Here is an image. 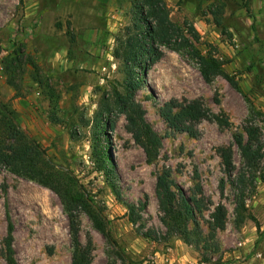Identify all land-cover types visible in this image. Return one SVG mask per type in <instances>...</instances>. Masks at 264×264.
<instances>
[{"label":"rangeland","instance_id":"obj_1","mask_svg":"<svg viewBox=\"0 0 264 264\" xmlns=\"http://www.w3.org/2000/svg\"><path fill=\"white\" fill-rule=\"evenodd\" d=\"M132 2L0 0V101L44 149L41 165L69 170L102 212L110 239L83 211L76 214L90 264H264V0H163L170 20L191 25L201 54L218 59L237 87L221 76L206 83L187 51L157 46L158 58L137 70L134 94L162 140L152 164L111 98L125 78L114 51L133 31ZM192 103L206 115L180 120V129L164 119L163 109L175 116ZM250 125L261 131L263 155L245 175L239 224L235 184L247 168L234 137L246 143ZM7 134L0 121V146L11 142ZM100 144L117 172V193L95 169ZM165 172L194 208L186 240L170 237L161 223L156 178ZM7 213L18 264H71L68 219L55 193L0 169V264Z\"/></svg>","mask_w":264,"mask_h":264},{"label":"trees","instance_id":"obj_2","mask_svg":"<svg viewBox=\"0 0 264 264\" xmlns=\"http://www.w3.org/2000/svg\"><path fill=\"white\" fill-rule=\"evenodd\" d=\"M22 3V0H18ZM134 26L133 31L126 34L125 40L120 42L114 51V56L120 61L125 78L122 82V91H115L111 96L113 106L118 113L125 115L127 126L132 133L134 142L143 150L147 164L154 163L160 153L162 145L161 137L151 128L146 121L144 110L134 101V94L141 86L137 70H143L145 65L153 63L157 58V46H166L173 51L185 50L198 65V71L206 83H210L216 76L223 77L233 87L237 83L222 69V63L209 55L201 54L196 47L198 42L194 28L173 23L169 18L167 6L163 0H133ZM217 10L215 11V14ZM208 111L196 103H192L182 109L177 115L172 116L169 109H163L164 119L176 129H180L179 121L184 118L198 119L205 116ZM264 122V114H260ZM0 116L8 137L11 140L6 146H0V169L5 168L11 173L33 181L38 185L51 190L57 195L62 208L67 216L69 234L72 245L71 264H90L89 254L79 240V228L77 212L83 211L91 220L93 227L105 238L110 239L107 223L103 219L94 200L86 194L73 174L64 168L55 170L45 168L41 161L45 157L44 149L35 142L17 123L16 112L9 104L0 101ZM215 119L223 122L218 117ZM105 123L103 122V124ZM103 126H101V129ZM247 142L243 143L240 136H235V144L246 170L239 173L236 188L238 200L236 207V221L241 223L245 219L243 191L245 188L246 174H253L258 168L263 155V143L261 131L258 127L249 126L246 130ZM227 167L229 178L232 173L231 154H222ZM92 159L95 169L101 172L107 184L117 193L114 181L117 172L107 155V146L100 144L98 149L93 148ZM253 177V175H250ZM264 183V176L260 175ZM173 188L177 190L174 191ZM221 185V189H222ZM156 192L159 208L162 212L161 223L170 237L188 239L190 231L189 223L195 222L194 208L186 197L170 178L168 172L162 173L156 178ZM221 207L217 208V223L223 213ZM7 215V229L4 237V257L6 264H18L13 248L14 226ZM122 257V256H121ZM123 259V258H122Z\"/></svg>","mask_w":264,"mask_h":264}]
</instances>
